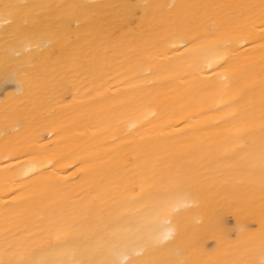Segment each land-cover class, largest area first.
Wrapping results in <instances>:
<instances>
[{"label": "bare ground", "instance_id": "1", "mask_svg": "<svg viewBox=\"0 0 264 264\" xmlns=\"http://www.w3.org/2000/svg\"><path fill=\"white\" fill-rule=\"evenodd\" d=\"M0 264H264V0H0Z\"/></svg>", "mask_w": 264, "mask_h": 264}]
</instances>
